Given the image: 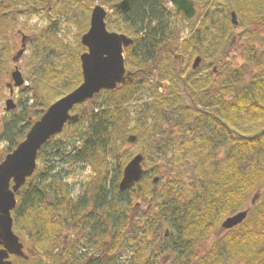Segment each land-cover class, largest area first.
Listing matches in <instances>:
<instances>
[{
    "label": "trees",
    "instance_id": "1",
    "mask_svg": "<svg viewBox=\"0 0 264 264\" xmlns=\"http://www.w3.org/2000/svg\"><path fill=\"white\" fill-rule=\"evenodd\" d=\"M118 1L101 0L113 9L108 28L134 38L125 55L136 79L102 90L90 108L77 104L81 119L40 149L44 171L38 168L33 185L17 195L15 231L31 258L43 256L47 264H87L89 253H95L92 264H163L165 252L169 264H264V202L260 209L251 202L264 186V0H195L202 11L184 35L181 14L169 0H133L127 12ZM93 3L20 0L27 22L39 15L52 19L57 9L79 32L75 44L52 23L33 36V88L42 109L25 98L0 120V161L52 102L82 82L81 35ZM235 38L244 60L238 66L227 58ZM198 55L201 63L193 69ZM81 127L80 147L70 151L69 140ZM131 133L138 134L147 168L122 191L124 166L135 154L125 148ZM79 167L89 170L82 178ZM145 201L147 209L134 219V207ZM247 207L248 220L200 248L223 219ZM68 228L73 235L66 243Z\"/></svg>",
    "mask_w": 264,
    "mask_h": 264
},
{
    "label": "water",
    "instance_id": "2",
    "mask_svg": "<svg viewBox=\"0 0 264 264\" xmlns=\"http://www.w3.org/2000/svg\"><path fill=\"white\" fill-rule=\"evenodd\" d=\"M132 0H121L117 7L126 12L130 9ZM176 7L177 12L182 13L183 19L191 21L198 10L194 0H170ZM108 10L100 0H95L90 17V27L82 34L81 41L87 47L80 55L83 73L82 82L67 94L52 102L39 119H37L25 138L0 161V264H44L43 259H37L34 263L23 261L15 263L12 254L28 258L25 251L26 243L14 230L13 209L17 205V195L21 187L29 183L33 185V174L38 166L37 158L39 150L53 136L61 133L68 122H77L81 118V112H72L75 105L92 99L104 89H116L120 85L133 82L138 71L127 68L125 49L132 46L134 38L124 32L110 30L107 27L106 17ZM232 21L239 23L237 12L232 11ZM28 35H24L21 48L14 54L13 61L18 62L26 50ZM201 56H197L193 62V68L201 63ZM13 86H21L25 78L18 64L11 73ZM12 97L6 100V110L16 107ZM79 136L72 138L69 143L71 149L79 147V141L84 137L85 130H79ZM138 134L131 133L127 141L135 143ZM144 154L136 153L125 165L123 176L119 182L120 190L131 188L140 181L144 175ZM43 171V169H41ZM31 177V178H30ZM30 178V179H29ZM29 179V180H28ZM155 181L159 179L156 176ZM259 193L252 198L255 203ZM249 208L240 210L228 217L221 223V231L230 229L241 224L248 216ZM166 229L165 236H168Z\"/></svg>",
    "mask_w": 264,
    "mask_h": 264
},
{
    "label": "rangeland",
    "instance_id": "3",
    "mask_svg": "<svg viewBox=\"0 0 264 264\" xmlns=\"http://www.w3.org/2000/svg\"><path fill=\"white\" fill-rule=\"evenodd\" d=\"M169 7L172 8V4H168ZM18 6H16L17 8ZM106 7L108 8V10L112 13L113 9L110 8L109 6L106 5ZM198 7V13H201L202 11V7L199 6L197 4ZM52 15V19H45L42 17V15H39L38 17H34L32 19H30L27 22V19L24 18V20H22V22H20L18 25H11L9 27L8 31H2L0 29V58L2 56L6 55V59L4 64L0 63V120L7 117L9 114H12L14 110H5V104H6V99L8 97L11 96V92H10V88L8 86V83L11 82V72L14 69V65L15 62L12 60V56L14 55V53L20 48L21 45V37L18 34V30L19 28H24L25 32L30 34V35H38L40 34V32L43 31V29L50 25L53 27H56L57 30L60 32V34L70 43L75 44L77 41V34L79 32L78 29V25L75 22H67V18L65 14H60L58 13V10L55 9L52 11L51 13ZM196 20V17L190 22V24L188 23H181V30H182V34H186L190 31V27L192 26V23H194V21ZM17 24V23H16ZM33 26H35V29H33ZM242 29V26L239 24L235 30V33L240 32ZM241 42L238 39H233L232 45L230 47V50L228 51V56L227 58L229 60H231L233 62V64L235 66L240 65L244 60H243V55L241 52ZM32 55H33V48L31 46V44L28 45L26 52L22 55L20 61L18 62L23 75L26 79V83L27 85L21 86V87H15L14 88V94L12 95L14 97L15 102L18 103L19 106V101L20 100H24L25 98L27 99V103L30 104L34 109L38 110V112L41 111L42 107L39 105L40 104V99L39 96H36V91L33 88V80L34 78H32V65H31V61H32ZM1 62V60H0ZM249 78V76L247 75L246 78ZM247 78V79H248ZM141 100L139 101H134L132 105H134L136 107V109H139L140 107V103ZM92 102L91 101H87L85 103V107L87 106L88 108L92 107ZM19 110V107L18 109ZM137 112V111H136ZM39 114V113H38ZM61 138L60 136H57L55 138L52 139V141H55L56 139ZM128 143V142H127ZM129 151L136 153V152H142V146L139 144V142L137 141L134 144L128 143L126 145V147ZM38 166H42V161L38 160ZM145 168H147L146 165H144ZM79 167L78 171H80V177L82 178V174L86 175L89 170L85 168V171ZM80 179V178H78ZM261 195L258 198L257 202H256V206L254 205L255 209H260L261 205L264 202V186L261 187V189H259ZM147 203L146 202H141L140 205H136L134 207V211H133V216L134 219L138 218V216L140 215V213L144 210L147 209ZM251 203V202H250ZM249 203V204H250ZM250 216V215H249ZM248 220V218H247ZM221 224V223H220ZM220 224L217 226V228L215 229V231L213 232V234L207 239L204 240L202 243H200V248H204L207 247L209 245V243L216 239L218 236L222 235V234H218L217 231L219 229ZM239 228V227H238ZM164 232V231H163ZM163 232L161 233V237H159V240L162 239V235ZM66 240H68L72 235H73V230L71 228H68L66 230ZM67 243V241H66ZM94 255L95 253H89L88 257L93 256V259H91V261L88 264H92V262L94 261ZM172 256L170 255L169 252H165L161 255V259H162V263L163 264H169L171 261ZM123 260H125V258H123ZM122 260V261H123ZM121 261V262H122ZM234 264H241V261L239 260H234L233 261Z\"/></svg>",
    "mask_w": 264,
    "mask_h": 264
},
{
    "label": "flooded vegetation",
    "instance_id": "4",
    "mask_svg": "<svg viewBox=\"0 0 264 264\" xmlns=\"http://www.w3.org/2000/svg\"><path fill=\"white\" fill-rule=\"evenodd\" d=\"M1 1L4 2V6L0 7V29L2 31H8L9 27L11 25H18L20 22H22V20H24V18H25V15L23 13L24 10H23V7H21V5L19 4L20 0H14V2H12V5H11L10 0H1ZM132 3H133V0L131 1V5H132ZM169 4H172V3H169ZM94 5H95V0H94L92 7H91V11H92V8ZM16 6H18V7L16 8ZM172 8H174L175 9L174 11H176V8L173 4H172ZM177 13H179V12H177ZM109 14H111L110 11H109ZM179 14H181V13H179ZM181 20H182L183 24L186 23V21H185V19H183L182 15H181ZM24 33H26L24 28H19L18 34L21 37V41L23 39ZM33 36L34 35H30V37L27 38V44L28 45L32 42ZM163 46L166 50L174 53L177 56V49L174 48L175 46L173 44L166 43ZM91 259H93V256H90L87 258V264L91 261ZM44 264H47V262H45Z\"/></svg>",
    "mask_w": 264,
    "mask_h": 264
}]
</instances>
